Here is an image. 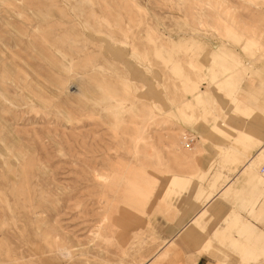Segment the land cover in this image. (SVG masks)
I'll return each mask as SVG.
<instances>
[{
  "label": "rangeland",
  "instance_id": "374dc122",
  "mask_svg": "<svg viewBox=\"0 0 264 264\" xmlns=\"http://www.w3.org/2000/svg\"><path fill=\"white\" fill-rule=\"evenodd\" d=\"M239 131L264 139V0H0V264H193L208 236L249 264L217 217L264 222Z\"/></svg>",
  "mask_w": 264,
  "mask_h": 264
},
{
  "label": "crops",
  "instance_id": "0c3cea01",
  "mask_svg": "<svg viewBox=\"0 0 264 264\" xmlns=\"http://www.w3.org/2000/svg\"><path fill=\"white\" fill-rule=\"evenodd\" d=\"M239 135L242 137L241 138L242 142H240V143L243 147H249L251 149L252 148L256 149L255 152L250 153V151L249 152H247V151L241 152L237 149L235 150V148H232L233 152L235 154H231L229 156V157H232V156L235 157V161H238L240 156L242 158H244V156H245L246 159L244 161L242 159L239 160L240 165L236 168V172H237V174H240V177H238V178H242L244 180H247V178H248L247 174H248L249 170H242V167L246 168L247 166H249L250 162L252 160L251 158H253V161H255V157H257L258 150H260V148H262V146H264V139L257 137L256 135L246 134L245 132H241V131H239ZM227 149H228V147H225V150H227ZM253 161H252V163H253ZM203 171L205 172V170H203ZM233 178L234 177L229 179V181H226L222 185V187L217 190V192L215 193V195L213 197L214 199L212 198L210 205L212 203H214L216 200H218L217 203L220 202L219 200L221 198H220L219 194H221V191L223 189L229 188L231 186V184L235 181ZM216 187H217V185H216ZM231 188H232L231 190H233V191L235 190V186H233ZM225 203H226V208H225V204L223 203V206H224L223 211L219 212L217 214V217H219L218 223L221 220H223V217H225L227 215L233 219V222L238 227V229L241 225H243L242 222L248 223L250 225V227L252 228L253 232L244 230V228L242 226V228H241L242 236H240V238L244 237V238H248L252 241H255V240L258 241L257 247H256L257 249L253 251V254L251 257L252 259H250V256H249V258H246V259H248L249 264H259L260 262H262L264 260V240L261 242V240L259 239L260 235H261L260 238L262 237L264 239V222L263 223L261 222L262 218L260 217L259 218L260 222L257 223L250 218V216L248 214L249 207L243 208V209H238L237 211L236 210L231 211L230 207L235 205V201L229 200V201H226ZM236 204H238V202ZM246 204H248L247 201L245 202L243 199L242 205L245 206ZM190 218L191 217H189V219H187V220H183L181 223H178L176 229L173 232L174 235H172V237H171L172 239L175 236H178L179 237V243H181L182 241L185 243H188V241L185 238H183L182 233L185 231V226L189 222ZM217 227H218V225H217ZM256 231H261V232H259L260 235L257 236L258 238H253L252 235L253 234L255 235ZM212 232H213V230H212ZM201 240H202L201 242H196L194 245H192L195 250H198V255H195L193 258V264H225L221 260V258H214L213 257L215 254H217V251L220 250V246L218 247L217 242L212 243L209 236H208L209 243H206L205 240L202 238H201ZM236 240H238V239L233 237L230 240V242L233 243V241H236ZM240 244H241V241L239 240V242L236 245L239 246ZM257 253H259V254L256 256ZM176 264H178V263H176Z\"/></svg>",
  "mask_w": 264,
  "mask_h": 264
},
{
  "label": "bare ground",
  "instance_id": "6f19581e",
  "mask_svg": "<svg viewBox=\"0 0 264 264\" xmlns=\"http://www.w3.org/2000/svg\"><path fill=\"white\" fill-rule=\"evenodd\" d=\"M246 65H248V64H246ZM195 93H196V95H199L200 94V93H197V92H195ZM182 139H184V136H183ZM180 179H182L180 176L172 175V177L170 178L169 183L172 184V185L179 184L181 182Z\"/></svg>",
  "mask_w": 264,
  "mask_h": 264
},
{
  "label": "built area",
  "instance_id": "2783aa9c",
  "mask_svg": "<svg viewBox=\"0 0 264 264\" xmlns=\"http://www.w3.org/2000/svg\"><path fill=\"white\" fill-rule=\"evenodd\" d=\"M191 142V138L185 137L184 144L188 145Z\"/></svg>",
  "mask_w": 264,
  "mask_h": 264
}]
</instances>
